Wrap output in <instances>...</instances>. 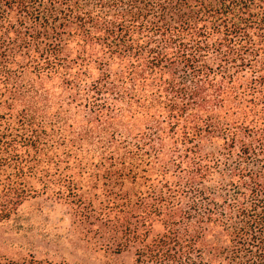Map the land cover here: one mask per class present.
<instances>
[{
	"label": "trees",
	"instance_id": "1",
	"mask_svg": "<svg viewBox=\"0 0 264 264\" xmlns=\"http://www.w3.org/2000/svg\"><path fill=\"white\" fill-rule=\"evenodd\" d=\"M38 197L137 264H264V0H0V223Z\"/></svg>",
	"mask_w": 264,
	"mask_h": 264
},
{
	"label": "rangeland",
	"instance_id": "2",
	"mask_svg": "<svg viewBox=\"0 0 264 264\" xmlns=\"http://www.w3.org/2000/svg\"><path fill=\"white\" fill-rule=\"evenodd\" d=\"M99 239L78 224L65 203L28 200L0 223V254L12 260L33 256L54 263L137 264L133 253L100 248Z\"/></svg>",
	"mask_w": 264,
	"mask_h": 264
}]
</instances>
